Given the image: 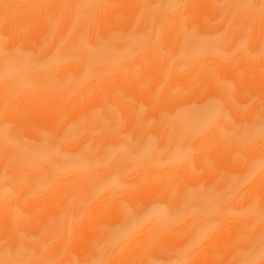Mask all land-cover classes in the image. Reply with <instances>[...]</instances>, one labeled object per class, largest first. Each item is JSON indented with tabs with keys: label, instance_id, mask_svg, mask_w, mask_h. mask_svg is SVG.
<instances>
[{
	"label": "bare ground",
	"instance_id": "6f19581e",
	"mask_svg": "<svg viewBox=\"0 0 264 264\" xmlns=\"http://www.w3.org/2000/svg\"><path fill=\"white\" fill-rule=\"evenodd\" d=\"M0 264H264V0H0Z\"/></svg>",
	"mask_w": 264,
	"mask_h": 264
}]
</instances>
